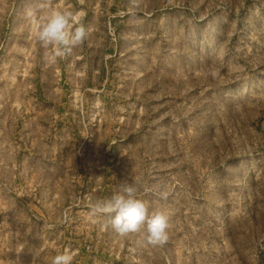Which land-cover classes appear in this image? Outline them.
Here are the masks:
<instances>
[{"label":"rangeland","instance_id":"obj_1","mask_svg":"<svg viewBox=\"0 0 264 264\" xmlns=\"http://www.w3.org/2000/svg\"><path fill=\"white\" fill-rule=\"evenodd\" d=\"M50 2L89 29L54 64L0 0V264H264V0ZM133 181L163 246L90 212Z\"/></svg>","mask_w":264,"mask_h":264},{"label":"clouds","instance_id":"obj_2","mask_svg":"<svg viewBox=\"0 0 264 264\" xmlns=\"http://www.w3.org/2000/svg\"><path fill=\"white\" fill-rule=\"evenodd\" d=\"M26 19L34 24V37L46 50L48 63H56L58 58L71 54L85 41L89 29L81 23V13L71 5H56L50 0H30L24 9ZM138 182L125 183L111 196L91 202L93 217L104 221L103 226L125 237L141 233L144 243L163 246L169 238V216L163 208L150 207L140 195ZM155 195L159 200H167L169 192L160 188ZM74 255L70 251H60L45 258V264H72Z\"/></svg>","mask_w":264,"mask_h":264}]
</instances>
